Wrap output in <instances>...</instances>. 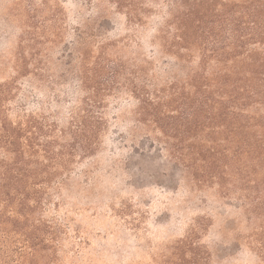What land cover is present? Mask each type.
<instances>
[{
	"label": "rangeland",
	"instance_id": "obj_1",
	"mask_svg": "<svg viewBox=\"0 0 264 264\" xmlns=\"http://www.w3.org/2000/svg\"><path fill=\"white\" fill-rule=\"evenodd\" d=\"M252 3L0 0V120L6 118L8 129L26 112L40 122L34 121L37 142L48 139L46 130L57 137L55 122L66 124L71 111L84 114L85 93H72L78 78L96 65L105 66L107 73L116 65L121 71L115 91L101 96L105 108H95L106 120L101 142L95 140L97 145L86 155L75 153L69 171L50 167L33 174L37 186H44V208L36 211L37 217L54 226L57 237L41 243L44 248L35 256L27 255V260L34 259V264H264V205L257 207L260 197L255 188H264V170L257 172L252 163L246 167L245 160L237 164L223 157L234 150L226 151L225 133L218 125L184 134L168 124L169 119L155 122L141 113L139 94L132 93L133 82L147 78L150 83L144 93L153 91L166 102L176 96L181 104L180 87L199 69L201 49L192 46L189 51L182 44L169 50L179 25L177 16L194 12L179 33L188 32L192 41L199 38L195 44L225 41L233 27L238 37L245 30L247 35L240 39L246 42L252 38ZM238 37L228 43H237ZM177 54L180 58H175ZM242 58L229 59L228 69L244 66ZM215 64L216 60H209L210 71L222 67ZM175 76L181 81L173 89ZM178 103L172 102L170 108ZM59 144L49 150L62 151ZM175 145L184 160L173 157ZM39 149L33 147L39 152L33 158L57 168L61 160ZM243 183L252 189L245 195ZM29 225L7 229L30 236Z\"/></svg>",
	"mask_w": 264,
	"mask_h": 264
},
{
	"label": "trees",
	"instance_id": "obj_2",
	"mask_svg": "<svg viewBox=\"0 0 264 264\" xmlns=\"http://www.w3.org/2000/svg\"><path fill=\"white\" fill-rule=\"evenodd\" d=\"M252 4L254 8L251 14L254 18L252 38L246 42L240 39L247 35L243 34L245 30L238 37V34L234 32L237 27H233L229 36L224 38L225 41L222 40L224 42L201 41L200 44H195L199 38L192 41L188 37V32L179 33L182 25L184 27L186 21L191 20L194 12L188 10V13H183L184 16H177L179 25L176 28L177 33H174L173 42L168 45L169 50L182 44H187L182 45V49L189 51L192 46H198L201 49L197 54L200 58L199 69L195 74H190L186 78V83L184 82L180 87L183 89L181 104L178 103L179 97H176L174 92V99L167 102L163 96L160 97L153 91L144 93L142 89H146L150 83L147 78H144L140 84L133 82L132 93L139 94L141 113L150 116L155 122L169 119L168 124L176 129L180 127L184 134L190 133L192 129L197 130L199 127L214 129L218 125L221 132L225 133L226 151L234 150L233 154L228 152L223 157L237 164L245 160L244 166L248 167L252 163L256 166L254 170L259 172L264 170V113H259L261 108H264V51H260L259 48H250L249 44L261 46L264 49V0H253ZM231 37H238L239 43H228ZM180 56L181 54H177L175 58ZM240 56L243 57L244 66H237L234 70L228 69L229 59ZM209 60H216L215 66L222 64V67L219 70L210 71L207 66ZM104 67L96 65L90 74H87V71L84 72V79L78 78L72 93L82 91L85 93L82 98L86 105L83 108L84 114L69 112L67 126L55 122V125L59 127L57 137L54 134L49 135V130H46L47 135L44 134V136L48 139H45L43 143L37 142L35 127H38L40 122L26 112L10 123L11 130L7 127L5 117L0 120L2 126L0 149L4 152V157L0 160V264H34L35 260H27L26 256H35L39 249L44 248L42 244L56 239L55 227L44 218L37 217L36 211L44 208L42 203L44 186H37L39 180L36 181L33 174H38L41 170L50 169V167L52 170L63 167V170L69 171L68 165L75 153L81 152L86 155L94 149V145H97L95 140L101 142L102 127L106 120L104 115L97 114L99 112H96L95 108H105L106 101L101 96L115 91L116 78L121 74L117 65L109 68L108 73L105 72ZM201 68L204 69L200 71ZM106 74L108 75L105 76ZM175 78L177 80H173L170 85L173 89L178 88V83L181 81L178 76ZM16 89L22 90V87L16 86ZM172 102L178 103L175 109L170 108L173 107ZM161 106L170 109L163 110ZM169 111L172 112L168 113ZM34 121L38 124L34 125ZM160 128L165 133L163 126ZM68 137L72 139L66 141ZM58 141L60 143L58 150L62 149V151L57 153L56 150H49L54 148ZM179 143L183 144L184 139ZM176 145L172 148L174 152L171 151V153L176 161H182L184 155L182 156L178 150L179 145ZM34 146L43 152L49 150L54 160H61L57 168L51 164L45 166L42 160L33 158V155L39 154L32 150ZM167 149L170 150V148ZM245 185L246 183H243L241 187L242 195H245L244 191L252 190L250 187H244ZM255 188L258 198L260 197L257 207H260L264 205V188ZM21 223H30V228L26 229L30 231V236L7 229Z\"/></svg>",
	"mask_w": 264,
	"mask_h": 264
}]
</instances>
